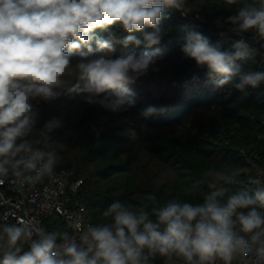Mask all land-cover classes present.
<instances>
[{"label":"clouds","instance_id":"9594fccd","mask_svg":"<svg viewBox=\"0 0 264 264\" xmlns=\"http://www.w3.org/2000/svg\"><path fill=\"white\" fill-rule=\"evenodd\" d=\"M186 4L187 0H0V176L10 169L20 176L21 166L35 173L25 178L30 183L53 173L54 153L34 150L27 139L38 116L33 101H54L65 92L86 94L87 103L115 112L133 104L126 85L133 74L148 69L155 55L147 51L139 57L101 55L73 67L74 51L91 52L93 42L101 52H114L116 43L151 47L160 40L165 10L183 11ZM224 4L239 5L236 14L227 17L237 26L232 31L254 30L253 39L264 40V0ZM110 26L128 35L122 39L115 31L107 39L96 35ZM233 47L234 52L221 51L219 44L192 31L182 50L198 65L207 64L209 75H222L221 84L238 73L237 89L264 82V73L243 74L235 63L248 55L249 44L240 39ZM73 72L76 82L69 86L65 77ZM155 111L149 107L144 115ZM58 126L55 120L48 122L42 134ZM235 175L213 173L198 203L174 198L148 212L116 200L101 214L110 223L81 224L79 242L68 232H50L25 251L24 229L6 227L0 234V264H150L157 258L163 264H264V181L253 180L254 191L233 190L229 185L236 183Z\"/></svg>","mask_w":264,"mask_h":264},{"label":"trees","instance_id":"16d2710c","mask_svg":"<svg viewBox=\"0 0 264 264\" xmlns=\"http://www.w3.org/2000/svg\"><path fill=\"white\" fill-rule=\"evenodd\" d=\"M238 7H226L224 0H204L197 10L203 20L166 9L159 24L160 40L151 47L116 43L114 52H101L93 42L91 52L87 48L73 52V66L106 52L112 59L155 53L148 69L133 74L126 85L133 94L132 105L114 112L87 103L86 94H80L81 107L75 114L65 105L55 108V100L48 105L33 101L38 116L27 139L34 150L43 147L54 153L53 170L74 169L71 181H80L77 199L93 225L110 223L101 214L116 200L148 212L174 198L202 202L206 181L216 172L236 173V183L229 185L233 190H255L256 185L247 182L249 163L241 149L246 155L256 154L264 167V82L237 89L238 73L221 84L222 75H209L207 64L198 65L182 50L188 33L195 31L211 44H219L221 51L234 52L239 34L232 31L227 17L236 14ZM110 31L116 32L117 39L128 35L116 26L98 29L96 35L107 39ZM132 35L140 37V33ZM235 63L243 74L264 73L261 53L249 51ZM149 107L156 111L144 115ZM61 114L63 122L58 121ZM53 120L59 126L42 134ZM47 225L49 232H66L59 218ZM150 264H163V260Z\"/></svg>","mask_w":264,"mask_h":264},{"label":"built area","instance_id":"2783aa9c","mask_svg":"<svg viewBox=\"0 0 264 264\" xmlns=\"http://www.w3.org/2000/svg\"><path fill=\"white\" fill-rule=\"evenodd\" d=\"M182 15L189 19L203 20L201 13L189 9H184ZM235 27L237 26L231 25V29ZM254 35V30L243 32L234 41L243 39L249 44L250 51L255 49L253 52L261 53L264 59V47L261 46L264 45V40L257 42L253 39ZM36 150L47 152L43 147ZM241 152L249 163L246 170L247 182L255 185L252 181L257 178L264 181V167L259 163L258 156L254 153L246 155L243 149ZM9 171L7 175L0 176V234H4L6 227H22L24 234L21 243L23 250L27 251L39 236L50 233L47 222L59 218L69 237L74 236L79 242L80 233L77 229L81 224L86 227L92 223L85 206L77 199L80 181H71L74 169L53 170L51 176L31 183L25 178L34 177L35 173L25 171L23 166L18 170L22 173L20 176L14 175L11 169Z\"/></svg>","mask_w":264,"mask_h":264},{"label":"rangeland","instance_id":"374dc122","mask_svg":"<svg viewBox=\"0 0 264 264\" xmlns=\"http://www.w3.org/2000/svg\"><path fill=\"white\" fill-rule=\"evenodd\" d=\"M202 1H204V0H187V4H186L185 9H189L191 11H197L198 7H199V4ZM107 54L108 53L106 52L105 54H102V55H105V57H106ZM65 79H66V81L69 82V86H70L72 83L75 82V72H73L69 76H66ZM64 96L66 98H63ZM81 102H82V98H81L80 94L65 92L63 95H61L58 99H56L54 101L53 106L55 108H57V109H61L63 107V105H65L64 107L67 109V111H74L75 114H76L80 110ZM49 103L50 102H47V105ZM61 115H62V117L59 116L58 121H62L63 122L64 121V116H63V114H61Z\"/></svg>","mask_w":264,"mask_h":264}]
</instances>
